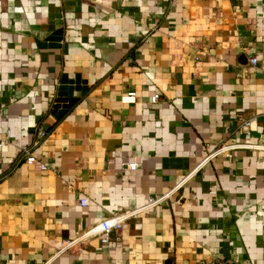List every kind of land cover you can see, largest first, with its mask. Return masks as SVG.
Instances as JSON below:
<instances>
[{"label": "crops", "instance_id": "0c3cea01", "mask_svg": "<svg viewBox=\"0 0 264 264\" xmlns=\"http://www.w3.org/2000/svg\"><path fill=\"white\" fill-rule=\"evenodd\" d=\"M0 144V264H264V0H0Z\"/></svg>", "mask_w": 264, "mask_h": 264}, {"label": "built area", "instance_id": "2783aa9c", "mask_svg": "<svg viewBox=\"0 0 264 264\" xmlns=\"http://www.w3.org/2000/svg\"><path fill=\"white\" fill-rule=\"evenodd\" d=\"M257 63H258V60L256 58L252 59L253 65H257ZM158 100H159V95H155L154 97H152V103H156V102H158ZM122 101H123V103H126V104L136 103V101H137L136 93L131 92V93L125 95L122 98ZM252 123H253L252 120L242 121V128H249V127H251ZM40 135H41V137H45L46 133L40 132ZM236 147L237 146L223 147L222 149H219L216 153L229 151V150L235 149ZM20 158L26 164H28L30 166H34L37 170H39L41 172L48 171V169H49L48 165L45 162H43L42 160H40L39 158H37L33 154V152L31 151L30 148L24 149L20 154ZM137 166H138L137 163H133V164L128 165V168L131 170H134L137 168ZM168 197H169V195H165V196L159 197V198H150L145 209L155 207V206L161 204L166 199H168ZM88 203H89L88 199H83L81 201L82 206H87ZM134 214L135 213H128L125 215H120V216L114 217L112 219L106 220V221L102 222L100 225L94 227L89 232V235L90 236H98L100 239V242L103 245L109 244L111 242L112 232L114 230L121 229L124 222L127 220V218L134 215ZM73 243L74 242H69V241L64 242V244L61 247V250L68 249L70 246L73 245ZM197 264H220V263L215 262V261H201V262H198Z\"/></svg>", "mask_w": 264, "mask_h": 264}]
</instances>
